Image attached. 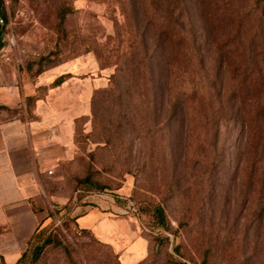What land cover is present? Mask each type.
<instances>
[{"label": "rangeland", "instance_id": "374dc122", "mask_svg": "<svg viewBox=\"0 0 264 264\" xmlns=\"http://www.w3.org/2000/svg\"><path fill=\"white\" fill-rule=\"evenodd\" d=\"M4 10L9 62L30 83L65 69L94 83L73 157L47 172L54 244L37 264H126L76 222L102 193L138 208L150 253L135 264H264V0H5ZM158 205L169 231L151 225Z\"/></svg>", "mask_w": 264, "mask_h": 264}, {"label": "crops", "instance_id": "0c3cea01", "mask_svg": "<svg viewBox=\"0 0 264 264\" xmlns=\"http://www.w3.org/2000/svg\"><path fill=\"white\" fill-rule=\"evenodd\" d=\"M2 24L0 16V261L16 264L48 221L47 172L73 157L76 121L89 114L94 83L85 72L69 69L55 77L58 73L53 72L45 81L46 73L41 74L30 83L3 58L9 54ZM63 74L73 77L49 89L45 99L36 102L34 118L27 117L25 98ZM116 198L119 195L88 203L76 222L115 248L126 264L142 262L150 253L149 240L135 232L140 228L135 218L120 216L124 206ZM113 225L123 227L125 234H115Z\"/></svg>", "mask_w": 264, "mask_h": 264}, {"label": "trees", "instance_id": "16d2710c", "mask_svg": "<svg viewBox=\"0 0 264 264\" xmlns=\"http://www.w3.org/2000/svg\"><path fill=\"white\" fill-rule=\"evenodd\" d=\"M4 9H5V0H0V16L3 22L6 19V13ZM65 21H66V13L64 11H61V13L59 14V27L62 28ZM41 74L42 72H38L36 76L33 77L34 78L33 80H36V78ZM71 77H73L71 74H63L57 79H55L50 85L39 87L34 96L25 98L27 112L33 114L36 102L40 98L44 97V95H41L40 92L41 93L43 92L44 94H46V91H48L49 89L60 87ZM114 81H116V77H113V83ZM31 118H34V117H31ZM92 182H93L92 178L90 176H87L83 180L80 181V184L91 185ZM101 188H103V186ZM116 199H118L117 201L121 203L119 200L120 198H116ZM151 219L153 221L151 225L153 226V228L159 230V232H160V229L167 230V231L170 230L168 222H167L166 213L163 207L159 205L156 206L154 210L151 212ZM155 236L158 240L160 238H163L165 241L169 240L168 237H165L160 233H157ZM52 244H54V240L51 237V235L48 234V229L46 227H42L41 225V227L37 229V231L31 238L27 251L22 254V256L16 262V264H37L41 260L46 248L48 246H51ZM60 244L61 243H59V245ZM175 252H180V249L177 246L175 247Z\"/></svg>", "mask_w": 264, "mask_h": 264}, {"label": "built area", "instance_id": "2783aa9c", "mask_svg": "<svg viewBox=\"0 0 264 264\" xmlns=\"http://www.w3.org/2000/svg\"><path fill=\"white\" fill-rule=\"evenodd\" d=\"M1 23H3V20L1 19ZM12 46V41L10 43L7 44V47H11ZM3 58L6 61H11V58L8 55H3ZM105 194L102 193L100 195H98L99 198L103 199V200H107V195L106 197L104 196ZM121 199L126 200V204L125 206L122 208L121 212L119 213L121 216H127V217H133V218H137L139 216V211L138 208L136 207V205L134 204V202L130 199L127 198H123V197H119ZM149 232V230H148Z\"/></svg>", "mask_w": 264, "mask_h": 264}]
</instances>
